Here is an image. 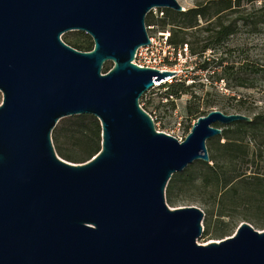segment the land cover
Masks as SVG:
<instances>
[{
  "label": "water",
  "instance_id": "obj_1",
  "mask_svg": "<svg viewBox=\"0 0 264 264\" xmlns=\"http://www.w3.org/2000/svg\"><path fill=\"white\" fill-rule=\"evenodd\" d=\"M154 9L185 12L177 0H0V264H264V230L243 222L201 245L204 212L166 204L174 174L210 162L217 126L252 119L215 110L183 142L156 129L140 100L176 72L133 63ZM69 32L94 49L67 45ZM80 115L100 121L102 149L73 164L52 132Z\"/></svg>",
  "mask_w": 264,
  "mask_h": 264
},
{
  "label": "trees",
  "instance_id": "obj_2",
  "mask_svg": "<svg viewBox=\"0 0 264 264\" xmlns=\"http://www.w3.org/2000/svg\"><path fill=\"white\" fill-rule=\"evenodd\" d=\"M257 3L262 6L259 13L264 25V0H209L185 12L164 9L161 17L150 13L146 25L158 26L160 31L169 30L171 44L175 47L189 46V35L193 36L190 55L201 60L200 71L208 73L213 82H224L228 88L249 89L255 87V77L261 74L260 69L246 62H228L223 57L209 59L207 54L219 51L252 20L251 13L239 12L242 5ZM227 12L239 14V20L227 24L224 21ZM202 20L206 26L200 28ZM77 34L84 36L85 40L68 42L63 37L62 40L80 52L92 51V38L84 33ZM112 67L111 63L105 64L103 72H109ZM186 82L180 80L164 85V98L171 106L174 107L173 101L192 94L196 82L192 85ZM200 87L204 85L200 84ZM231 99L236 101L238 96ZM200 100L198 106L186 108L191 120L197 121L208 115L216 105L213 101L200 104ZM237 103L238 106L231 109L240 114L245 111V100L240 98ZM147 104L150 105V102ZM225 110L221 109L224 114H231ZM251 119V122L240 121L227 127L217 126L223 132L207 143L210 162H195L183 172L174 174L167 185L166 197L170 203L188 200L202 206L207 234L213 219L221 225L229 220L230 231L237 229L238 220L251 224L257 230H264V114ZM52 141L57 155L63 160L73 164L87 163L101 152V123L91 115L64 118L53 130Z\"/></svg>",
  "mask_w": 264,
  "mask_h": 264
},
{
  "label": "rangeland",
  "instance_id": "obj_3",
  "mask_svg": "<svg viewBox=\"0 0 264 264\" xmlns=\"http://www.w3.org/2000/svg\"><path fill=\"white\" fill-rule=\"evenodd\" d=\"M177 1L186 11L209 0ZM261 7V3L254 5L243 4L241 11L239 12H241V14L251 13L252 20L249 21L248 25L240 28L238 33L234 37H231L226 44L219 49V51H211L207 54V58L209 59L223 57L227 58L228 62H246L251 66L260 69L261 74L258 75V77H255V87L235 90L234 88H228L224 82H213L208 73L202 72L198 69L201 60L191 57L190 54L188 56H183L182 59L177 62V68L180 70V74L176 76L175 80H186L187 84L190 81H195L196 87L193 88L192 94L184 95L181 99L173 101V107L165 100L164 94L166 90L164 89V85H162L147 92L140 100V104L143 105V107H145V109L155 118V122L157 124L156 129L159 130V132H167L174 129V125L180 121L182 124L181 129L175 132L174 137L177 139H185L191 131L190 127L192 128L193 124L196 122L189 118L186 108L188 106H198L199 99H201L200 104H203L205 101L215 102L216 105L211 111H221V109L226 108L225 111H230L231 114H236L237 111H233L234 109L231 108L238 106L237 101L241 98L242 100H245V104L243 105V110L245 111L240 112V114L251 118L255 115L264 114V25L262 23V17L259 13V9ZM162 10L157 9L155 15L160 17ZM238 16L239 14L227 12L224 17V21L229 24L239 20ZM200 24V28L206 26L205 21L203 20L200 21ZM159 30L160 27L156 26L155 33ZM77 33L81 32L66 33L63 36V39H66L68 42L85 40L84 36L78 35ZM155 33L152 32L151 35H155ZM193 40L194 37L189 35V48L190 43L193 42ZM200 84H203L204 87H200ZM234 96H238L236 101L231 99ZM147 102H150V105H148ZM201 110L204 109L202 108ZM166 204L171 209L198 207L202 210V206L200 204L188 200L170 203L166 197ZM224 222L225 224L221 225L217 223L215 219L212 221L210 220L211 227L209 229V234L206 233L207 229L203 223L204 233L198 240V243L206 245L213 241L219 242L222 239L232 237L241 223H243L241 220H238L237 229L230 231L228 229V226L231 224H229L230 221L225 220Z\"/></svg>",
  "mask_w": 264,
  "mask_h": 264
},
{
  "label": "built area",
  "instance_id": "obj_4",
  "mask_svg": "<svg viewBox=\"0 0 264 264\" xmlns=\"http://www.w3.org/2000/svg\"><path fill=\"white\" fill-rule=\"evenodd\" d=\"M157 9H154L151 13L155 17H159L158 15H155ZM163 16V13L161 14ZM160 16V17H161ZM147 31L150 38V44L146 47L140 48L136 53V58L134 60V64L137 65L140 68H148L153 70H158L161 73L163 72H173L176 74L172 77L164 80L163 82L155 84V87H159L165 84H171L175 80L176 76L180 74V70L177 68V62H179L183 56H188L190 54V49L187 44H184L179 47H175L171 44V32L169 30L166 31H156V26H147ZM154 32V34L151 35V33ZM195 81L188 82L189 85H192ZM167 101V100H166ZM141 108L143 105H141ZM145 110V109H144ZM149 116L152 118V120L155 123V127L157 126L155 122V118L151 113H149L147 110H145ZM181 122L179 121L174 125V129L163 132L170 136L174 137V134L176 131H179L181 129ZM159 131V130H158ZM176 138V137H175ZM177 139V138H176ZM179 142H183L184 138H179Z\"/></svg>",
  "mask_w": 264,
  "mask_h": 264
}]
</instances>
